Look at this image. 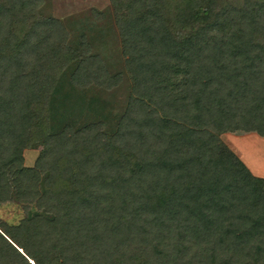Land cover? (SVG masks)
I'll return each instance as SVG.
<instances>
[{
    "label": "trees",
    "instance_id": "obj_1",
    "mask_svg": "<svg viewBox=\"0 0 264 264\" xmlns=\"http://www.w3.org/2000/svg\"><path fill=\"white\" fill-rule=\"evenodd\" d=\"M43 1L0 0V205L26 213L0 222V264H264V178L220 138L264 137V0H109L129 98L74 129L60 100L121 74Z\"/></svg>",
    "mask_w": 264,
    "mask_h": 264
},
{
    "label": "rangeland",
    "instance_id": "obj_2",
    "mask_svg": "<svg viewBox=\"0 0 264 264\" xmlns=\"http://www.w3.org/2000/svg\"><path fill=\"white\" fill-rule=\"evenodd\" d=\"M216 6L225 4L222 0H214ZM216 11V10H215ZM41 15L52 16L58 20L69 34V47L73 51L84 37L90 44L89 55H100L107 59L110 74L120 75L119 84L112 89L100 90L97 86L89 90L74 87L65 105L58 104L57 110L52 113L54 127L63 125L73 129L87 121L86 113L91 104H104L102 110L109 123L118 119L123 112L130 94V83L125 76V58L122 54L123 41L115 25V14L109 0H44L40 9ZM192 29L182 27V32ZM194 31V30H193ZM88 44V45H89ZM80 52V51H79ZM81 59V55L78 57ZM73 65H67L65 73ZM62 97V96H61ZM81 98L84 99L82 102ZM80 114V116H79ZM62 124V125H61ZM222 143L232 151L247 167L252 175L264 178V137L251 132H237L221 134ZM42 147L35 145L25 149L22 153L23 166L33 167L40 157ZM26 213L21 206L15 203L0 205V222L15 225Z\"/></svg>",
    "mask_w": 264,
    "mask_h": 264
}]
</instances>
